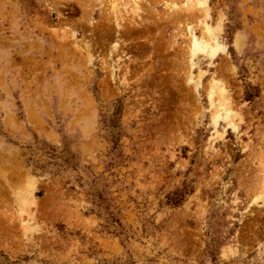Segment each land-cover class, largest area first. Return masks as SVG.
<instances>
[{
    "label": "rangeland",
    "instance_id": "374dc122",
    "mask_svg": "<svg viewBox=\"0 0 264 264\" xmlns=\"http://www.w3.org/2000/svg\"><path fill=\"white\" fill-rule=\"evenodd\" d=\"M0 264H264V0H0Z\"/></svg>",
    "mask_w": 264,
    "mask_h": 264
},
{
    "label": "bare ground",
    "instance_id": "6f19581e",
    "mask_svg": "<svg viewBox=\"0 0 264 264\" xmlns=\"http://www.w3.org/2000/svg\"><path fill=\"white\" fill-rule=\"evenodd\" d=\"M134 4H136V2ZM193 47H194V49H193L194 53L200 49V46H199L198 42L196 41V39L193 40ZM219 92H220V90H219Z\"/></svg>",
    "mask_w": 264,
    "mask_h": 264
},
{
    "label": "trees",
    "instance_id": "16d2710c",
    "mask_svg": "<svg viewBox=\"0 0 264 264\" xmlns=\"http://www.w3.org/2000/svg\"><path fill=\"white\" fill-rule=\"evenodd\" d=\"M179 199H180V198L177 197L176 200H175V203H174V204H177V202L179 201Z\"/></svg>",
    "mask_w": 264,
    "mask_h": 264
}]
</instances>
